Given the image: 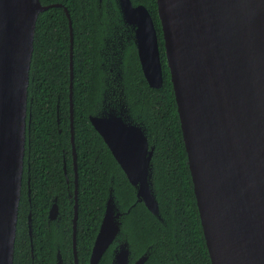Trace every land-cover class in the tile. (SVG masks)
Masks as SVG:
<instances>
[{
  "label": "water",
  "instance_id": "obj_1",
  "mask_svg": "<svg viewBox=\"0 0 264 264\" xmlns=\"http://www.w3.org/2000/svg\"><path fill=\"white\" fill-rule=\"evenodd\" d=\"M164 56L173 89L195 205L210 264H264V0H156ZM134 30L150 88L164 81L158 34L149 10L118 0ZM60 4L0 0V264H13L24 156L29 147V70L38 15ZM70 118L74 171L70 15ZM123 105L89 114L137 202L160 221L145 130L126 123ZM29 168V165H28ZM75 174V194L76 191ZM29 177H27V183ZM109 194L90 263L119 231L120 210ZM57 207L51 208L55 214ZM77 219V207L73 226ZM31 235V217L28 214ZM75 234V233H74ZM128 249L112 264H127ZM147 255L134 264H143Z\"/></svg>",
  "mask_w": 264,
  "mask_h": 264
},
{
  "label": "trees",
  "instance_id": "obj_2",
  "mask_svg": "<svg viewBox=\"0 0 264 264\" xmlns=\"http://www.w3.org/2000/svg\"><path fill=\"white\" fill-rule=\"evenodd\" d=\"M131 1L144 5L151 14L158 33L164 72L162 87L150 88L134 46L126 48L123 72L127 101L132 112L143 120L149 143L154 146L152 182L162 221L142 203L133 205V187L88 118L100 100L102 88L98 61L102 26L97 18V0H40L44 6L58 3L63 6L51 7L40 13L35 25L27 89L31 114L30 143L25 148L13 264H23L25 257L30 259L29 213L34 257L40 253L44 264H47L56 241L64 257L71 256V210L65 179V174L70 179L74 177L69 127L70 33L63 7L70 15L73 34L71 100L81 264L86 263L97 233L111 178L115 197L123 210L129 209L123 217L121 234L129 243L132 260L147 251L144 264H210L165 61L157 3L156 0ZM54 194H57L62 213L61 230L58 232L48 231L46 227V214ZM27 263L31 264L29 260ZM109 263L110 250L105 253L101 264Z\"/></svg>",
  "mask_w": 264,
  "mask_h": 264
},
{
  "label": "flooded vegetation",
  "instance_id": "obj_3",
  "mask_svg": "<svg viewBox=\"0 0 264 264\" xmlns=\"http://www.w3.org/2000/svg\"><path fill=\"white\" fill-rule=\"evenodd\" d=\"M97 2H98L97 18L101 23L100 25L102 26L101 42H100V47L98 49L99 68H101V72H102V88H101V92H100V94H101L100 100L97 103V105L95 106L94 112L91 115L102 114L106 110L107 107L116 108L120 105H123V111H121V112L123 114L125 122L130 123L131 125L140 126L143 130H145V135L147 136V140H148L147 130H146V127H145L143 120L141 121L140 117L138 115L134 114L132 112L131 107L128 105L127 92H126V87L124 85L123 58H124L126 48L130 47V46H134V48L136 50V54H137V49H136L135 41H134V30L131 26H129L128 24L125 23V21L122 17V13H121L120 8H119L118 0H97ZM58 4H60V3H58ZM60 5H62V4H60ZM133 5H136V4H133ZM158 42H159V40H158ZM159 47H160V45H159ZM137 58H138V55H137ZM138 61H139V59H138ZM148 144H149V148L151 146H153L152 145L153 143L150 145L149 140H148ZM23 173H24V171H23ZM75 174L77 175V171H74V177L72 179L67 177L65 174V179H66V183H67V192H68V205L70 206V210H71V218H70V222H71V237H70V240H71V247H70L71 248L70 249L71 250V256L70 257H64L61 246H60L59 242L56 241L53 244V251H52L51 259L46 261L47 264H81L79 256H78V234H77L78 184H76L77 193L75 194ZM151 175H152V177H151V180H152L153 171H151ZM22 179H23V175H22ZM76 181H77V178H76ZM112 182H113V179L111 178L109 185H108L107 194H106V197L104 200V207H103V211H102L101 220H100V223H99V226L97 229V233H96L95 238L93 240L87 261H86V263L84 262L82 264H91L90 263L91 253L93 250V246H94L96 236L98 234V231H99V228L101 225V221H102L104 213H105L106 204H107L108 197H109L110 193L112 194V197H113L112 198L113 204H115L116 207L118 208V210H120V213H119L120 216L117 218L118 222L120 223L119 224V231H118L116 237L114 238V240L112 241V243L106 249L104 254H102V256L99 258V260L96 264H101V262L104 258V255L108 250H110V263L109 264L113 263V259L122 250V248L128 249L127 264H134L141 256H144V255L148 256V252L145 251L143 254H141L135 260H132V258H131V251H130L129 243H128L126 237H123L121 234L122 225H123V217L129 212V209H127V210L122 209L119 201L115 197L114 189L112 187ZM26 183H27V178H26ZM28 183H29V181H28ZM28 183H27V186H28ZM27 190H28L27 193L29 194L30 193L29 186H28ZM134 194H135V190H134ZM136 203H142L143 204V202H137V198L135 195V202L133 203V205ZM54 205L57 207V211L55 214L51 215L50 214L51 208ZM75 205L77 207V219H76L75 229H74L73 219H74V213H75ZM133 205H131V207ZM30 217H31V213H30ZM61 225H62V213L60 211V207L58 204L57 194H54L52 199H51V202L49 204L47 214H46V227L48 228V231L54 230V231L58 232L61 230ZM27 227H28V215H27ZM28 234H29V229H28ZM31 236H32V225H31V235L29 234L30 244H31V252H30V257H29L30 259L25 257V259L23 260V264H28L27 263L28 260H29V262H31V264H44L45 261H43L44 259L42 258V255L40 253L36 254V257H34V255H33ZM149 249H150V247H148L147 250H149ZM146 260H147V258H146Z\"/></svg>",
  "mask_w": 264,
  "mask_h": 264
}]
</instances>
